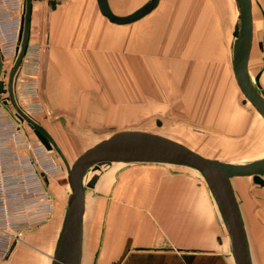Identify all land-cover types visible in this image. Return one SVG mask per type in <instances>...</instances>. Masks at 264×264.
I'll return each mask as SVG.
<instances>
[{
  "label": "crops",
  "instance_id": "1",
  "mask_svg": "<svg viewBox=\"0 0 264 264\" xmlns=\"http://www.w3.org/2000/svg\"><path fill=\"white\" fill-rule=\"evenodd\" d=\"M148 1L108 0L119 15L130 14ZM252 11L250 76L251 62L259 64L258 49L264 48V0H252ZM240 15L237 0H159L142 18L116 24L101 13L97 0H33L28 44L41 49L40 96L44 104L33 117L68 162L102 140L108 129L118 131L141 121L147 112L166 113L169 134L175 130L172 119L189 124L191 130L183 133L182 140L160 134L204 156L235 163L263 158L264 118L251 102H244L234 75V33ZM256 30L263 32L262 41L255 39ZM3 60L5 64L15 62L12 56ZM258 86L264 97V69ZM193 126H200L198 136ZM150 172L156 173L154 169ZM108 173L113 175V171ZM128 173L127 169L120 173V194L124 196ZM60 175L50 178L51 193V185ZM170 179L171 184L152 185L167 194L164 201L160 203L158 196L143 202L157 218L168 216L167 234L178 248L156 246L161 237L148 221L129 240L125 197L126 201L113 203L121 210L118 218L92 220L106 224L104 230L87 228L84 214L82 264L84 258L96 257L98 249V264H110L118 256L125 257L123 264H236L228 230L216 200L215 204L208 200L207 188L186 178ZM102 180L100 174L90 188L103 189ZM231 182L251 262L264 264V185L253 176H234ZM62 224L60 214H54L41 226L25 230L23 240L15 246L12 264H52ZM113 224L119 225L118 233ZM176 231L183 232V237L174 236Z\"/></svg>",
  "mask_w": 264,
  "mask_h": 264
},
{
  "label": "water",
  "instance_id": "2",
  "mask_svg": "<svg viewBox=\"0 0 264 264\" xmlns=\"http://www.w3.org/2000/svg\"><path fill=\"white\" fill-rule=\"evenodd\" d=\"M101 13L111 22L127 24L150 13L159 0H149L140 8L127 15L116 14L108 0H97ZM240 8V26L235 30L236 42L233 48V68L236 81L245 96L244 102H251L264 118V97L253 85L249 60L253 45V11L252 0H237ZM33 0H25V10L20 29L21 46L12 66L8 88L0 83V92L8 91L17 111V116L26 120L44 146L55 148L63 158L68 172L71 194L68 208L63 220L61 233L53 254L52 264H82L83 225L85 205L84 176L94 166L112 162H168L192 166L203 174L216 200L218 208L228 230L232 253L236 264H252L246 236L245 225L234 193L231 178L234 176H253V180L264 185V157L245 163L218 160L200 154L184 143L168 136L137 129L120 130L87 148L71 164L51 135L26 114L14 97V85L17 70L26 52L29 42L31 11ZM56 2H52L55 5ZM259 72L255 82L259 85ZM161 121L158 120V124ZM99 175L94 174L88 181V187H94Z\"/></svg>",
  "mask_w": 264,
  "mask_h": 264
},
{
  "label": "rangeland",
  "instance_id": "3",
  "mask_svg": "<svg viewBox=\"0 0 264 264\" xmlns=\"http://www.w3.org/2000/svg\"><path fill=\"white\" fill-rule=\"evenodd\" d=\"M25 3V0H24ZM240 26V20L237 23V28ZM263 32L256 30L255 32V39L258 40V37L260 41H262ZM256 41V40H255ZM257 42V41H256ZM257 44V43H256ZM228 51L231 54V48L228 49ZM256 50H254L255 52ZM258 52H260V61L258 65H253L251 62V77L253 80L254 86L259 87L255 83V76L258 74V72H262L264 69V48H259ZM14 62L12 60H9L8 63L1 58L0 59V80H5L7 87L8 82L10 78L11 69ZM260 89V87H259ZM8 95V93H7ZM6 96V95H5ZM30 98L23 97L21 98L20 102H23V105L27 106L29 104ZM1 102V99H0ZM38 106H40V110L44 109V104L41 100V96H39L37 101ZM37 104L34 105V108H36ZM37 106V107H38ZM10 111L14 112L15 107L12 105V103L9 104ZM33 107V106H32ZM27 109V107H25ZM31 109V108H28ZM27 109V110H28ZM30 114L34 116V112L31 110ZM37 112V111H36ZM161 120L162 124L158 125L157 120ZM173 126L175 127V130H172V133L169 134L167 130L168 125V118L166 117V113H157V112H147L144 116V118L141 121L136 122H130L127 125H125L122 128H119L120 130H128V129H137V130H145L155 133H165L169 134L172 137L176 139H181L184 137V132H189L191 128H189V124L179 121V120H173L172 119ZM26 128H28L29 134H32L33 137L36 136L33 129L31 128L30 124L24 120L22 123ZM187 124V126H186ZM184 126L185 129H184ZM188 127V128H187ZM193 133L198 136L200 134V126H193ZM118 130V131H120ZM179 131V132H178ZM117 132L116 128L108 129L106 132H104L102 135L103 139L109 137L113 133ZM178 133V135H177ZM188 135V134H187ZM37 137V136H36ZM190 140V139H189ZM51 152L55 155V158L58 160V162L61 163L63 166V171L61 172V175L54 179L51 189H52V195L55 201V210L54 214H60L61 218L64 220L67 208H68V199L71 194V187L68 183V172L66 164L63 160V158L60 156L59 152L53 148L51 149ZM73 160H70L69 163L71 164ZM128 170V193L127 196H124L123 193L120 194V173L123 170ZM152 169L156 171L150 172ZM132 170V171H130ZM108 171H113V175H109ZM98 174L100 176L103 175L102 185L103 189L101 188H90L87 186L88 181L91 179V177L94 174ZM176 176V179L178 181L179 178H186L188 181H190L192 184H197L198 186H203L204 188H207L208 193V200L210 202H213L215 204L214 196L212 195L210 191V187L201 173L198 169L184 165V164H178V163H168V162H112V163H106L101 165L98 169H94V166H91L84 176V184H85V200H87V208L85 213V219L87 223V228L90 226V228H101L102 230L105 229L106 224H95L92 220L95 218L98 220V222L105 221V217H116L120 215V208H115V205L113 203H118V201H126L127 197V203H128V210H127V217H128V238L129 240L133 238L136 234H139L141 225L143 222L148 221L150 222V226L157 229L155 233H158L161 237L160 242L155 244L156 246H162V247H176L178 248V244L173 246V237L171 234H167V220L168 216L165 215L164 220L161 218H157L156 215H153L152 209L147 208L144 205V200H151V199H158L160 196V203L164 201L167 198V194L165 193H159L157 192V189L152 187V185L157 184H166L171 180L170 178ZM125 180V179H124ZM175 182L178 183V182ZM125 182V181H124ZM54 184V185H53ZM123 184V183H122ZM121 184V185H122ZM53 186V187H52ZM169 196V194H168ZM173 196V194L170 195V197ZM171 200V199H170ZM208 201V202H209ZM143 202V203H142ZM216 206H214L215 208ZM217 208V207H216ZM217 210L218 215L219 210ZM215 210V212H216ZM124 211V209H122ZM164 212L165 209H163ZM206 211V210H205ZM124 215V216H125ZM209 217L212 216V213L210 210H208ZM175 218L178 222V214ZM170 219H174L172 216ZM182 224H185L186 221L182 220ZM117 221V220H115ZM113 221V223L115 222ZM47 222V221H46ZM44 222V223H46ZM106 222V221H105ZM42 223V224H44ZM139 223V224H138ZM42 224L35 225L27 230L35 229ZM7 224H4L3 222L0 223V227L4 230L7 229ZM113 228L117 229L118 233V224H113ZM0 230V264H12V257L14 256L15 246L17 243L21 242L23 240V232L22 234H18L15 232L7 233L6 231L3 232V230ZM183 232L176 231L174 236L177 238L183 237ZM171 236V237H170ZM100 245V244H99ZM99 247V246H98ZM130 249L134 248L130 245ZM100 248V247H99ZM175 248V249H176ZM99 254V249L97 250ZM96 257H89L84 258V264L88 262V264H98L99 256ZM226 254V253H225ZM125 260V257H115L111 260L110 264H123V261Z\"/></svg>",
  "mask_w": 264,
  "mask_h": 264
},
{
  "label": "built area",
  "instance_id": "4",
  "mask_svg": "<svg viewBox=\"0 0 264 264\" xmlns=\"http://www.w3.org/2000/svg\"><path fill=\"white\" fill-rule=\"evenodd\" d=\"M24 10V0H0V57L3 59L8 56L16 59L18 55ZM40 69L41 49L28 44L17 70L14 97L30 116L28 110L40 111L37 104ZM0 83L7 88L5 80ZM23 97L30 98L27 106L20 102ZM0 99V223L7 224L8 230L22 234L54 215L55 202L48 182L63 171V166L38 137L29 135L16 109L10 111L9 92H0ZM35 104L38 107L34 108ZM10 231L7 233L11 234Z\"/></svg>",
  "mask_w": 264,
  "mask_h": 264
},
{
  "label": "bare ground",
  "instance_id": "5",
  "mask_svg": "<svg viewBox=\"0 0 264 264\" xmlns=\"http://www.w3.org/2000/svg\"><path fill=\"white\" fill-rule=\"evenodd\" d=\"M8 88V87H7ZM14 90V89H13ZM9 96H10V94H9ZM12 102V101H11Z\"/></svg>",
  "mask_w": 264,
  "mask_h": 264
}]
</instances>
